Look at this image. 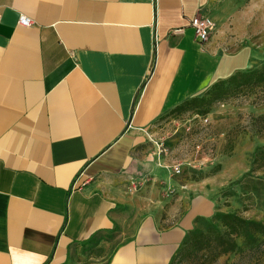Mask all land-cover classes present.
Listing matches in <instances>:
<instances>
[{
	"label": "crops",
	"instance_id": "0c3cea01",
	"mask_svg": "<svg viewBox=\"0 0 264 264\" xmlns=\"http://www.w3.org/2000/svg\"><path fill=\"white\" fill-rule=\"evenodd\" d=\"M209 6L0 0V264H170L215 214L246 167L180 182L146 155L161 117L253 67L195 41ZM147 174L171 183L164 197L120 182Z\"/></svg>",
	"mask_w": 264,
	"mask_h": 264
},
{
	"label": "rangeland",
	"instance_id": "374dc122",
	"mask_svg": "<svg viewBox=\"0 0 264 264\" xmlns=\"http://www.w3.org/2000/svg\"><path fill=\"white\" fill-rule=\"evenodd\" d=\"M206 17L215 25L207 42L213 41L224 54L244 53L252 60L250 69L264 64V0H210ZM197 111L200 110L168 113L157 121V133L147 145L151 165L147 168L163 171L180 182H196L215 172L232 171L238 164L246 167L243 177L233 180L219 193V208L224 213L264 224V162L251 164L255 149L264 146V138L252 125L254 118L264 114V99L256 93L225 100L222 106H212L206 122ZM176 166L179 174L173 171ZM189 171L199 173L198 177L187 174ZM120 182L134 198H151L154 192L164 197L171 184L154 181V174H147L142 182L138 177ZM210 222L211 219L199 220L195 228L204 230ZM238 246V252L213 262L207 253L186 258L178 254L170 264H264V244L254 250L244 248L240 241Z\"/></svg>",
	"mask_w": 264,
	"mask_h": 264
},
{
	"label": "trees",
	"instance_id": "16d2710c",
	"mask_svg": "<svg viewBox=\"0 0 264 264\" xmlns=\"http://www.w3.org/2000/svg\"><path fill=\"white\" fill-rule=\"evenodd\" d=\"M256 93L264 99V64L259 68L236 72L225 80L214 83L202 96L181 104L170 113L179 115L193 110H200L196 114L199 118L205 119L209 117L212 106H222L225 100L250 97ZM252 125L255 127L257 134L264 138V114L254 118ZM257 161L264 162V146L255 149L253 153L251 164ZM216 173L204 176L196 182L214 177L217 175ZM246 173L247 171L240 177H243ZM187 174L198 177L199 173L189 171ZM217 199H219V196H217ZM210 219L211 222L206 225L204 230L195 228L199 221L196 220L194 229L187 233L176 256L179 254L181 257L186 258L207 253L211 257V262H213L221 256L238 252V241L243 244L244 248L252 250L260 249L261 245L264 244V224L241 218L233 213L222 212L218 200L215 214Z\"/></svg>",
	"mask_w": 264,
	"mask_h": 264
},
{
	"label": "built area",
	"instance_id": "2783aa9c",
	"mask_svg": "<svg viewBox=\"0 0 264 264\" xmlns=\"http://www.w3.org/2000/svg\"><path fill=\"white\" fill-rule=\"evenodd\" d=\"M18 24L22 27H30L31 21L24 16H19ZM190 27L193 29L195 41L199 44H205L213 33L215 25L207 17L196 15L191 19ZM204 122H206V119ZM173 171L175 174L180 173L177 166L173 169Z\"/></svg>",
	"mask_w": 264,
	"mask_h": 264
}]
</instances>
